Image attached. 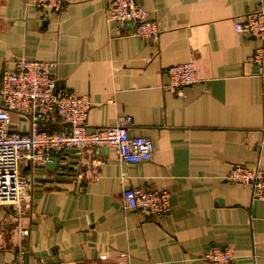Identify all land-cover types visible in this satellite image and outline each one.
<instances>
[{"label":"crops","instance_id":"obj_1","mask_svg":"<svg viewBox=\"0 0 264 264\" xmlns=\"http://www.w3.org/2000/svg\"><path fill=\"white\" fill-rule=\"evenodd\" d=\"M59 1L56 11L0 0V71L56 62L58 85L91 102L89 132L130 116L128 135L154 151L133 164L107 146L53 153L49 168L23 163L22 208L0 206V264L20 254L24 264H210L201 254L214 245L232 248V264H264V201L225 180L235 164L264 172V86L249 61L258 41L234 29L264 0H138L161 28L156 41L121 34L113 0ZM186 62L197 82L165 90L166 68ZM127 188L166 190L169 214L127 208Z\"/></svg>","mask_w":264,"mask_h":264},{"label":"built area","instance_id":"obj_2","mask_svg":"<svg viewBox=\"0 0 264 264\" xmlns=\"http://www.w3.org/2000/svg\"><path fill=\"white\" fill-rule=\"evenodd\" d=\"M37 8L60 10L59 0H32ZM148 11L138 0H113L108 19L126 36L156 41L161 33L158 22L147 19ZM234 29L258 41L249 61L258 68L264 86V8L242 14ZM56 62L20 59L13 69L0 71V206L22 208L28 178L20 173L23 163L44 165L53 153L74 151L84 147L113 148L124 164L149 161L153 142L143 136H129L130 116L119 117L115 124L88 131L87 114L91 102L86 95L60 87L54 77ZM192 62L169 66L165 70L163 88L182 95L184 88L197 82ZM11 114L16 120L12 122ZM50 124L59 129H47ZM82 177V174L78 175ZM232 183L249 185L252 200L264 201V172L235 164L225 176ZM127 208L149 216H163L170 212V194L166 190L127 188L122 192ZM24 235L27 231H22ZM1 237V236H0ZM201 259L210 264H232L230 246H209ZM6 264V263H5ZM15 264H24L20 254Z\"/></svg>","mask_w":264,"mask_h":264},{"label":"water","instance_id":"obj_3","mask_svg":"<svg viewBox=\"0 0 264 264\" xmlns=\"http://www.w3.org/2000/svg\"><path fill=\"white\" fill-rule=\"evenodd\" d=\"M68 152H70V151H67V153ZM66 154V153H65ZM67 155H70V157H72V158H78V156L76 155V154H67ZM56 163H57V160L56 159H52L50 162H48L47 164H46V168H49L50 167V165L52 166V165H54V166H56Z\"/></svg>","mask_w":264,"mask_h":264}]
</instances>
